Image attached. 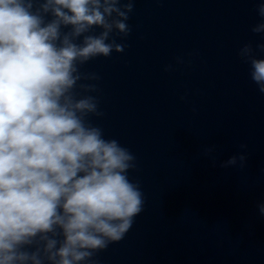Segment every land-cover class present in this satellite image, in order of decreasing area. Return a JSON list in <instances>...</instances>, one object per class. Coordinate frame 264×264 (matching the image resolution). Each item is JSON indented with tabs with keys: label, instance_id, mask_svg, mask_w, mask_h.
Segmentation results:
<instances>
[{
	"label": "clouds",
	"instance_id": "obj_1",
	"mask_svg": "<svg viewBox=\"0 0 264 264\" xmlns=\"http://www.w3.org/2000/svg\"><path fill=\"white\" fill-rule=\"evenodd\" d=\"M136 2L0 0V264H98L143 212L136 156L93 123L101 77L83 70L124 53ZM255 11L264 40V2ZM262 54L254 40L237 51L264 95Z\"/></svg>",
	"mask_w": 264,
	"mask_h": 264
}]
</instances>
